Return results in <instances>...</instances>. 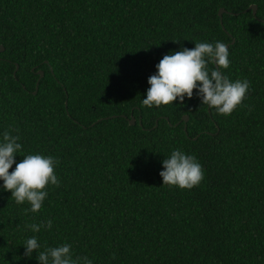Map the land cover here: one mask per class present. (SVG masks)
Wrapping results in <instances>:
<instances>
[{
  "label": "trees",
  "instance_id": "16d2710c",
  "mask_svg": "<svg viewBox=\"0 0 264 264\" xmlns=\"http://www.w3.org/2000/svg\"><path fill=\"white\" fill-rule=\"evenodd\" d=\"M216 41L221 71L250 81L230 115L196 89L143 106L165 54ZM0 46V141L18 129L16 161L53 156L60 181L25 213L0 180V264H41L65 243L92 264H264V0H0ZM175 149L204 169L190 190L162 185Z\"/></svg>",
  "mask_w": 264,
  "mask_h": 264
},
{
  "label": "clouds",
  "instance_id": "9594fccd",
  "mask_svg": "<svg viewBox=\"0 0 264 264\" xmlns=\"http://www.w3.org/2000/svg\"><path fill=\"white\" fill-rule=\"evenodd\" d=\"M210 64L216 67L210 70ZM229 65L228 46L220 41L195 42L194 48L183 47L179 51L165 54L155 65L157 71L148 77L150 87L142 104L159 107L174 103L177 98L183 103L185 96L192 98L196 89L202 104L228 116L243 103L250 88L249 80L233 82L221 71ZM18 131L9 128L0 141V180L3 181V189L11 192L17 204H30L25 213H36L42 209L47 198L48 185L60 184L55 173L58 161L50 155L27 154L17 162L15 157L22 151V145L18 142L20 136L13 135V132ZM162 163L163 170L159 173L162 185L190 190L204 178V169L197 158L180 149L172 151ZM14 164L15 168L10 172ZM26 227L32 232H39L41 228L51 229L52 221L32 223ZM23 245L27 257L41 248L36 236L28 238ZM71 249L72 246L67 243L45 247L38 252L37 259L41 264H92L87 256L74 259Z\"/></svg>",
  "mask_w": 264,
  "mask_h": 264
},
{
  "label": "water",
  "instance_id": "95a60500",
  "mask_svg": "<svg viewBox=\"0 0 264 264\" xmlns=\"http://www.w3.org/2000/svg\"><path fill=\"white\" fill-rule=\"evenodd\" d=\"M256 10H257V7L255 6V5H251L248 9H247V11H252V13H253V15H255V13H256ZM224 13V10L223 9H220L219 10V13H218V16H219V18H220V20H221V18H222V14ZM3 47L2 46H0V53L1 52H3ZM215 67H216V65H214ZM17 70H18V66L16 65V68H15V71H14V73H13V76L15 77V74H16V72H17ZM37 74L39 75V79H38V81L43 77V72L42 71H38L37 72ZM38 81H37V83H36V90H37V86H38ZM182 121L186 124L187 123V121H188V117H183V119H182ZM135 124V119L134 118H131L130 120H129V125H134ZM184 130H185V127H184ZM186 133V132H185ZM197 138H195L194 140H196Z\"/></svg>",
  "mask_w": 264,
  "mask_h": 264
}]
</instances>
